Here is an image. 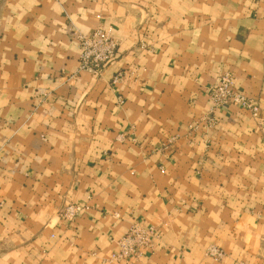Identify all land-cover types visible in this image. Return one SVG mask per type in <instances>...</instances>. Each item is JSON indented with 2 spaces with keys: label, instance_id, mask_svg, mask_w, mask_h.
I'll list each match as a JSON object with an SVG mask.
<instances>
[{
  "label": "crops",
  "instance_id": "0c3cea01",
  "mask_svg": "<svg viewBox=\"0 0 264 264\" xmlns=\"http://www.w3.org/2000/svg\"><path fill=\"white\" fill-rule=\"evenodd\" d=\"M226 73L260 112L210 125ZM134 224L159 238L113 260ZM0 264H264V0H0Z\"/></svg>",
  "mask_w": 264,
  "mask_h": 264
},
{
  "label": "built area",
  "instance_id": "2783aa9c",
  "mask_svg": "<svg viewBox=\"0 0 264 264\" xmlns=\"http://www.w3.org/2000/svg\"><path fill=\"white\" fill-rule=\"evenodd\" d=\"M73 34L80 48V69L82 71L96 73L115 60L119 43L112 36L110 30L99 29L89 35L74 31ZM122 78L123 75L119 73L114 79V83H118ZM208 95L212 103V111L202 121H206L205 123L210 125L215 123L211 113L218 108L237 106L249 111L253 116H258L260 112V108L254 100L236 92L234 78L230 73H226L221 78L219 85L210 87ZM84 212L85 209L82 206L69 204L64 207L60 216L62 220L71 224ZM159 236L156 227L144 228L140 224H134L128 234L118 242L119 251L112 256V259L119 262L139 259L146 250L153 248ZM207 255L218 261L226 256L222 250L216 247L209 248Z\"/></svg>",
  "mask_w": 264,
  "mask_h": 264
},
{
  "label": "rangeland",
  "instance_id": "374dc122",
  "mask_svg": "<svg viewBox=\"0 0 264 264\" xmlns=\"http://www.w3.org/2000/svg\"><path fill=\"white\" fill-rule=\"evenodd\" d=\"M250 98V97H249ZM252 100H254L253 98H251ZM255 101V100H254ZM256 103V102H255ZM257 104V103H256ZM258 105V104H257ZM260 108V107H259ZM219 249V248H218ZM221 250V249H220ZM223 251V250H222ZM224 252V251H223Z\"/></svg>",
  "mask_w": 264,
  "mask_h": 264
}]
</instances>
